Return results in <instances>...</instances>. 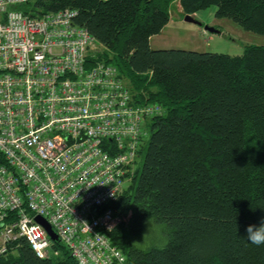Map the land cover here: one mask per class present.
<instances>
[{
	"label": "trees",
	"instance_id": "obj_1",
	"mask_svg": "<svg viewBox=\"0 0 264 264\" xmlns=\"http://www.w3.org/2000/svg\"><path fill=\"white\" fill-rule=\"evenodd\" d=\"M179 2L184 14L216 7L264 34V0H29L41 16L65 8L105 46L138 97L160 103L139 149L140 167L112 206L122 218L109 236L126 255L113 264H264V244L247 227L264 219V45L241 55L154 49ZM137 158V159H138ZM155 224L166 241L147 240ZM40 258L25 238L0 252V264H78L62 242Z\"/></svg>",
	"mask_w": 264,
	"mask_h": 264
},
{
	"label": "built area",
	"instance_id": "obj_2",
	"mask_svg": "<svg viewBox=\"0 0 264 264\" xmlns=\"http://www.w3.org/2000/svg\"><path fill=\"white\" fill-rule=\"evenodd\" d=\"M28 1L0 0V252L25 238L58 255L42 216L78 264L124 263L112 204L164 108L99 59L76 9L33 16Z\"/></svg>",
	"mask_w": 264,
	"mask_h": 264
},
{
	"label": "rangeland",
	"instance_id": "obj_3",
	"mask_svg": "<svg viewBox=\"0 0 264 264\" xmlns=\"http://www.w3.org/2000/svg\"><path fill=\"white\" fill-rule=\"evenodd\" d=\"M171 20L160 34L154 35L151 47L154 49H186L201 52H217L230 55H241L245 45H264V34L244 28L239 22L227 18L217 17L216 7H210L193 14L202 22V26L185 20V14L179 2L171 10ZM204 25L213 26L219 33L204 29ZM142 157L135 163L140 167ZM147 240L158 239L160 245L166 243L162 238L161 229L155 224L147 227Z\"/></svg>",
	"mask_w": 264,
	"mask_h": 264
},
{
	"label": "clouds",
	"instance_id": "obj_4",
	"mask_svg": "<svg viewBox=\"0 0 264 264\" xmlns=\"http://www.w3.org/2000/svg\"><path fill=\"white\" fill-rule=\"evenodd\" d=\"M37 238L39 239V234ZM247 240L257 246L264 244V219L261 220L259 226L249 225L247 227ZM33 247L39 255L40 250L42 248V244L36 243L33 245Z\"/></svg>",
	"mask_w": 264,
	"mask_h": 264
},
{
	"label": "water",
	"instance_id": "obj_5",
	"mask_svg": "<svg viewBox=\"0 0 264 264\" xmlns=\"http://www.w3.org/2000/svg\"><path fill=\"white\" fill-rule=\"evenodd\" d=\"M185 20L188 21V22H192V23L198 24L200 26L203 25L201 21L195 19L193 17V15H191V14H186ZM204 29L208 30L210 32H215V33H219L220 32L219 29H217V28H215L213 26H209V25H204ZM36 220H37V222H39L40 224H42L46 228V230L48 231L50 237L54 241L60 242V238L58 237L57 233L55 232V230L52 228V226L49 224V222L45 218H43L42 216H37ZM1 226L2 225H0V227Z\"/></svg>",
	"mask_w": 264,
	"mask_h": 264
},
{
	"label": "crops",
	"instance_id": "obj_6",
	"mask_svg": "<svg viewBox=\"0 0 264 264\" xmlns=\"http://www.w3.org/2000/svg\"><path fill=\"white\" fill-rule=\"evenodd\" d=\"M196 14H197V13H196ZM152 38H153V36H152L151 39H150V44H151Z\"/></svg>",
	"mask_w": 264,
	"mask_h": 264
},
{
	"label": "bare ground",
	"instance_id": "obj_7",
	"mask_svg": "<svg viewBox=\"0 0 264 264\" xmlns=\"http://www.w3.org/2000/svg\"><path fill=\"white\" fill-rule=\"evenodd\" d=\"M208 31V30H207Z\"/></svg>",
	"mask_w": 264,
	"mask_h": 264
}]
</instances>
